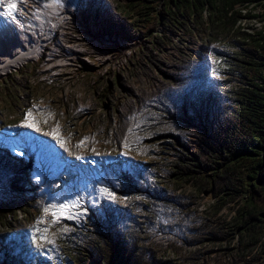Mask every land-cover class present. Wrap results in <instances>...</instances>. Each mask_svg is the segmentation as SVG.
Wrapping results in <instances>:
<instances>
[{"label":"built area","instance_id":"built-area-1","mask_svg":"<svg viewBox=\"0 0 264 264\" xmlns=\"http://www.w3.org/2000/svg\"><path fill=\"white\" fill-rule=\"evenodd\" d=\"M120 1L76 0V6L67 13L63 25L46 42L41 53L13 69V73L23 70L29 88L35 91L31 90L20 108L21 116L11 126L7 146L21 161L28 163L29 180L39 187V194L47 192L44 187L52 188L46 197L53 200L54 211H58L61 204L75 205L55 218L50 216L53 218L50 223L43 217L40 219V213L27 223L23 221L17 227L21 236L17 238L19 247L26 249L22 253H26L27 259L44 261V264H102L106 252V260L111 264L113 261L116 264H204L205 259L213 264L212 251L201 247L203 243L199 244L198 236L204 222H211L210 218L215 217L209 208L212 199L202 210L196 202L202 193L181 190L180 185L171 180V172L159 173L152 163L148 166L147 160L130 150L132 134L129 135L128 129L123 138H117L119 128L114 125L117 122L120 126L117 120L122 118L124 123L129 122L127 127L134 132L139 130L141 125L138 124L146 123V119L141 121L139 117L141 109L136 111L141 93L133 90L131 93L135 96L130 101L123 102L124 98L119 99L118 95L109 101L111 108L108 109L113 118H110L113 123L109 125V134L114 144L106 145L93 135L67 136L90 105L79 102L70 109L66 94L58 97L52 87L44 88L54 80H79L86 73L82 68L94 56L92 53L110 62L113 57H119L122 50L131 48L130 42L134 43L137 37L123 38L129 35L121 24L113 26L109 21V16L120 17L117 13ZM251 8L243 11L254 10L258 15L248 14L239 20L250 33L264 23L258 13L262 8L252 11ZM116 38L122 40L116 41ZM219 44V50L238 51L235 45ZM128 62L126 58L116 68L97 67L96 71L111 75V79L122 77L125 80L123 70ZM90 76V80H94L98 74ZM118 102L123 108L117 112L113 109L118 108ZM141 104L143 106L142 100ZM213 116L216 118L217 114ZM135 134L137 144L141 145L142 135L138 131ZM189 139L188 146L193 143L190 136ZM159 140H163L160 134L154 136L156 145ZM38 183L42 184L37 186ZM36 202L38 205V200ZM220 211L218 215L222 214ZM185 221L190 224L186 225ZM220 242L216 239L217 244ZM19 247L18 251L22 250ZM192 256L198 259L193 260Z\"/></svg>","mask_w":264,"mask_h":264},{"label":"rangeland","instance_id":"rangeland-1","mask_svg":"<svg viewBox=\"0 0 264 264\" xmlns=\"http://www.w3.org/2000/svg\"><path fill=\"white\" fill-rule=\"evenodd\" d=\"M37 1L42 2V0ZM118 9L117 11L119 12ZM249 13L258 15L257 11L254 10L252 12L248 11L247 15ZM118 16L120 17L109 16V21L113 26L116 23L121 24V28L129 35L122 37L125 39L137 37L134 43L130 42L129 46L131 48L129 50H122L121 55L113 57L110 62L107 59H98L97 53H92L94 56L87 61L86 67L82 68L86 73L84 76H80L79 80L75 78V80L70 82L67 80H54L44 88L52 87L57 92L58 97L61 94H66V98L70 99L68 102L70 109L79 102L83 104L89 103L90 105L87 113L75 121L74 131L68 133L67 136L80 138L83 135H93L98 138L99 142L106 145L114 144V138H110L109 134V125L113 123V120H111L113 119L112 115L108 109V107L111 108L109 101L113 100L116 95H118L119 99L124 98L123 102L133 99L135 94L132 95L131 92L137 90L141 94L140 103L136 104V111L140 108L139 117H141V121L146 119V123L138 124V126H141L139 130H136L138 134L142 135V144H137L138 136L135 134L136 132L133 129L130 130L127 127L129 122L128 124L124 123V120H121L122 118L117 120L121 127H118L117 122L114 124L116 129L119 128L117 138L119 140L123 138L121 136L124 134L125 129H128L129 135L132 134L130 150L137 153L141 159L147 160L148 166L151 167L152 163L158 168L156 171H159V173L169 174L171 172L172 174L171 168L174 167L176 155L172 151L168 153L167 151L169 150L165 149L167 142L169 143L170 140L169 134L179 135L181 140L186 136H190L193 143H191L189 149L195 151L202 144L200 137L196 135L197 127L203 126L201 125L202 123L199 124V119L204 121V116L208 115L209 125L215 127L218 124L216 119L220 118V116L218 109L216 110V103L219 100L215 94L213 95L215 108L214 105L208 107V104L211 101L210 90L215 91L212 83L217 82V80L223 82L227 80V76L220 71L223 61L222 56L220 57L219 54L221 53L219 50L220 44L216 42L204 47L205 43L202 42V39H191L190 35L182 28L174 32L164 30L162 26L157 25L154 31L160 34L165 32L167 36L165 37L166 42L170 45L163 46L161 51H149L146 49L147 47L143 46L144 43H148L143 42V38L141 39L132 33L129 23L130 19L122 18L119 13ZM77 37L80 38L79 35ZM121 40V38H116V41ZM126 58L129 59V67L126 68L125 80L122 77L111 79V75H102L99 71H96L97 67L106 68L109 66L110 68H116ZM101 62H103V65H99ZM77 64L75 63V67ZM13 71L11 70L12 73H7L0 77V134H7V124L15 123L18 120L21 116L20 108L25 103V99L28 98L27 96L31 90L35 91V88L25 90L24 83L26 84V81L22 74L23 71H16V73H13ZM88 72L90 73L88 74ZM96 73L98 76H95L94 80H90V74ZM10 75H13V77H10ZM112 80H117L118 83L115 82L113 84ZM17 82L19 83L16 84ZM108 83L111 86L115 85L111 92L107 91ZM9 90L13 92L14 97L10 95ZM46 91L50 90L47 89ZM106 93H108L107 96ZM101 100H104V103ZM119 104L120 102H118V108L113 110L121 111L123 107H119ZM215 113H217L216 118L213 116ZM114 114L116 116L115 112ZM149 119L152 122L148 121ZM213 127H205L204 129L207 132ZM211 132L215 133L213 130ZM159 134L163 137V140H159L156 145L153 138ZM6 155L4 157L1 156L2 158L0 157V264H44V261L33 262L31 258L27 259L26 253H22L26 249L19 247L17 238L21 236L17 233V227L23 221L27 223L37 213H40V219L43 217L46 223L53 222L50 213L55 210L52 207L54 202L53 200L50 201L49 197H46L47 193L52 191V188L44 187L47 188V192L39 194L37 192L39 187L33 186L29 180L28 169L30 166L28 163L18 159L10 161L7 157L8 155ZM153 157L155 159L151 161ZM40 184L42 183H38L37 186ZM180 189L185 190L187 193L193 192V188L190 185L184 186V184H181ZM212 198V193L204 192L196 199L197 205H201L200 207L204 210L207 207L205 203H208ZM36 200L39 202L38 205ZM232 205V203H229L220 211L222 217L228 219L234 214ZM45 208L49 209V214L45 213ZM204 218L206 219L207 217L204 216ZM184 223L186 225L190 224L187 221ZM203 227L204 229L198 235L200 238L199 244L203 243L201 247L211 250V241H213L212 237L214 238L216 235V226L205 221ZM18 247L22 250L18 251ZM221 257H223L222 251L214 250L210 252L213 264H220ZM261 262L262 258L257 261V264H262ZM237 264L243 263L242 261H237Z\"/></svg>","mask_w":264,"mask_h":264},{"label":"trees","instance_id":"trees-1","mask_svg":"<svg viewBox=\"0 0 264 264\" xmlns=\"http://www.w3.org/2000/svg\"><path fill=\"white\" fill-rule=\"evenodd\" d=\"M260 7L258 13L264 21V0H123L117 7L122 18L130 19L132 33L149 44H143L149 51H161L170 45L165 32L154 31L157 25L174 32L182 28L191 39H202L204 47L219 41L238 47L235 53H219L223 58L220 71L227 80L212 83L215 91L210 90L208 104L215 108V94L219 100L218 124L209 125L208 115L204 121L199 119L203 126L197 127L196 135L202 144L195 151L189 149V136L181 140L172 134L165 148L176 155L171 168L175 184L213 195L209 208L215 217L210 223L216 226V237H212L211 251H222V264H257L261 258L264 264V23L251 33L239 24L247 17L248 10H243ZM22 74L26 75L24 71ZM24 80L25 90H29L27 76ZM108 85L107 91L111 92L115 85ZM9 93L15 96L11 90ZM205 127L213 129L206 132ZM6 154L0 147V157ZM229 203L233 204L232 217L218 215ZM216 239L221 242L217 244ZM103 255L102 264H111L106 260L107 252ZM206 261L204 264H208Z\"/></svg>","mask_w":264,"mask_h":264},{"label":"bare ground","instance_id":"bare-ground-1","mask_svg":"<svg viewBox=\"0 0 264 264\" xmlns=\"http://www.w3.org/2000/svg\"><path fill=\"white\" fill-rule=\"evenodd\" d=\"M16 2L18 7L12 16L6 15L7 8L0 5V77L38 56L76 6V0Z\"/></svg>","mask_w":264,"mask_h":264},{"label":"snow or ice","instance_id":"snow-or-ice-1","mask_svg":"<svg viewBox=\"0 0 264 264\" xmlns=\"http://www.w3.org/2000/svg\"><path fill=\"white\" fill-rule=\"evenodd\" d=\"M0 5H4L7 8L6 15L8 16H12L18 7L16 0H0ZM27 115L30 117L32 115L31 111ZM26 126L33 127L34 124H27ZM70 207H75V205L70 206L69 204H61L58 207V211H52L50 214L55 218L59 216L61 213H63L64 211L69 210ZM44 211L46 214H49L48 208H45Z\"/></svg>","mask_w":264,"mask_h":264}]
</instances>
